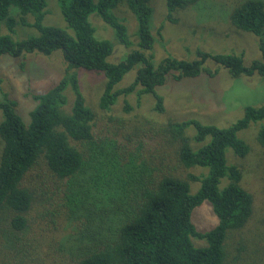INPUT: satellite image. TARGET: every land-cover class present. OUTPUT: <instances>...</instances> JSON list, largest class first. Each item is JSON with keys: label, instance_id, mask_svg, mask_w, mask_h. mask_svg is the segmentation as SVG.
Here are the masks:
<instances>
[{"label": "trees", "instance_id": "16d2710c", "mask_svg": "<svg viewBox=\"0 0 264 264\" xmlns=\"http://www.w3.org/2000/svg\"><path fill=\"white\" fill-rule=\"evenodd\" d=\"M195 2L165 0L167 17ZM58 4L71 32L42 23L46 0H0V26L4 23L12 30L20 22L38 30L19 40L0 30V55L50 54L60 49L65 63L58 81L30 93L34 105L27 120L17 112L15 99H0V264H226L227 232L243 228L249 220L252 194L239 184L240 169L226 163L225 149L231 147L239 156L248 152L237 131L264 119V103L245 105L242 116L227 126L194 118L154 125L151 119L147 125L138 121L124 133L122 118L113 119L112 128L96 126L72 69L104 73L97 105L106 111L119 95L135 91L138 102L142 94L150 93L151 109L160 113L163 98L156 87L167 76L179 81L200 73L214 75L217 69L207 61L225 67L233 77L253 73L264 77V1L242 0L230 12L235 28L258 37L260 58L248 65L241 54L202 50L192 59L166 55L154 64L149 0H58ZM118 4L135 16L134 46L125 23L114 13ZM10 6L17 8L16 15L10 14ZM93 12L112 28L116 42L131 46L121 60L108 61L114 43L95 37L89 21ZM27 14L32 15L31 22ZM136 65L132 81L114 89ZM68 84L73 99L66 109ZM256 139L264 147V124ZM165 144L173 146V154L164 151ZM176 165L207 170L183 174L177 173ZM40 166L53 178L52 189L44 192L27 183ZM223 177L228 182L220 187ZM194 181L199 185L191 191ZM204 201L217 222L198 230L190 213ZM64 225L67 231L60 233ZM192 237L203 239L205 245H195ZM44 238L48 244L42 248ZM237 257L234 254L233 259Z\"/></svg>", "mask_w": 264, "mask_h": 264}, {"label": "rangeland", "instance_id": "374dc122", "mask_svg": "<svg viewBox=\"0 0 264 264\" xmlns=\"http://www.w3.org/2000/svg\"><path fill=\"white\" fill-rule=\"evenodd\" d=\"M241 1L196 0L187 7L175 9L170 13L171 18H168L165 0H149L150 29L154 36L151 54L154 64L166 55L192 59L197 57L198 50L241 54L246 65L252 60L259 59L258 37L237 29L230 23V12ZM45 9L46 13L42 18L44 25L62 27L71 32L62 16L58 0H46ZM17 11L15 6L9 7L11 15H16ZM114 13L125 23L134 46L137 27L135 16L122 4L114 8ZM26 19L31 22L32 15L27 14ZM89 21L94 27L95 37L108 38L114 43L113 50L107 58L108 61L121 60L131 46L125 47L116 42L113 39L112 28L95 12L89 15ZM0 30L13 40L38 33L35 27L20 22H16L12 30L2 23ZM262 37L264 39V30ZM206 65L215 67L216 73L212 76L200 73L195 77H185L179 81L171 80L170 76H167L165 82L156 87V91L163 98L164 109L160 113H155L151 109L153 96L150 93L142 94L138 102L135 91L119 95L109 110H102L97 103L105 83L104 73L82 67L73 68L72 71L76 73L85 104L96 116V126L105 124L112 128V120L122 118L124 123L120 131L124 133L130 131L134 125L138 126L139 122L146 124L145 121L151 119H155V121L152 120L154 125L165 120L194 118L202 123L227 126L242 116L245 105L257 106L264 103V77L261 75L253 73L233 77L225 67L213 61H207ZM136 67L137 65L128 70L114 85V89L129 84L134 77ZM64 72L65 63L60 49L50 54L37 51L24 52L17 57L2 53L0 55V99L4 96L15 99L17 112L21 118L27 120V112L34 105L30 93L48 89L64 75ZM64 94L67 100L65 108L68 109L73 99L69 84L65 87ZM125 105H129L130 109L126 111ZM261 124H264V119L250 122L247 127L237 131V136L249 147L244 156L237 155L231 147L225 149L226 163L234 164L240 169L239 184L252 194V214L249 220L243 228L227 232L226 264H264V147L256 139L257 129ZM190 127L187 128L189 134L193 130ZM191 144L196 146L193 141ZM164 151L173 154V146L165 144ZM205 170L207 169L197 166L177 167V173L183 174L186 172L198 174ZM33 173L37 175H33L27 181L32 189L39 192L52 189L53 178L44 166H40V169L36 167ZM227 182L226 177L221 178L220 187ZM190 183L191 191L197 189L198 182ZM35 197L37 200L36 192ZM190 220L198 230H207L217 222L210 204L206 201L191 210ZM66 231L65 225L62 226L60 233ZM41 241L42 248L47 246V238ZM192 241L195 245H205V241L200 238L192 237ZM236 247L240 250L237 251ZM234 254L238 255L236 259H233Z\"/></svg>", "mask_w": 264, "mask_h": 264}]
</instances>
